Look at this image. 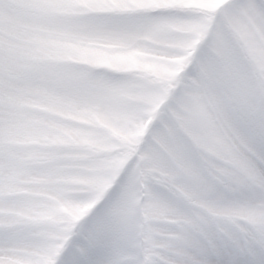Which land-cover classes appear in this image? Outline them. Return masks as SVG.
<instances>
[{
  "label": "snow or ice",
  "instance_id": "obj_1",
  "mask_svg": "<svg viewBox=\"0 0 264 264\" xmlns=\"http://www.w3.org/2000/svg\"><path fill=\"white\" fill-rule=\"evenodd\" d=\"M0 264H264V0H0Z\"/></svg>",
  "mask_w": 264,
  "mask_h": 264
}]
</instances>
